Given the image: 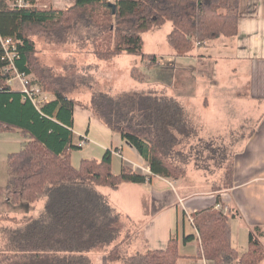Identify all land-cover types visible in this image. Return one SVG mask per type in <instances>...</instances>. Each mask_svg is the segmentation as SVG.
Listing matches in <instances>:
<instances>
[{
	"label": "trees",
	"instance_id": "obj_1",
	"mask_svg": "<svg viewBox=\"0 0 264 264\" xmlns=\"http://www.w3.org/2000/svg\"><path fill=\"white\" fill-rule=\"evenodd\" d=\"M239 1L115 0L114 10L109 0H72L69 9L57 11L36 6L10 9L0 0V35L18 40L17 69L34 75L33 82L55 96L37 107L21 90L14 89L8 83L9 72L4 71L8 62L0 47V130H17L28 137L24 148L8 158V197L14 205L22 200L46 202L36 218L0 213V264H96L102 249H106L102 252L106 264L179 263L183 256L176 238L170 239L165 249L142 251L137 247L138 232L131 225L123 233V214L100 189L142 184L150 176L186 177L190 154L178 146L194 134L191 119L176 98L156 89L118 95L97 91L89 70L125 53L157 62L156 54L143 51V34L160 29L167 21L172 23L166 38L172 52L192 56L196 46L237 34ZM35 37L77 42L80 47L90 44L92 51H85V56L71 55L72 62L58 70L40 59ZM84 59L85 64H79ZM138 72L134 66L132 76L145 80ZM82 86L91 89L88 101L75 96L74 91ZM77 105L90 110L138 150L149 163L150 176L130 165H123L115 174L112 150L101 159H84L75 167L71 156L79 148L72 130ZM223 158L226 161L216 179L210 181L211 191L231 189L235 184L234 161L226 155ZM195 160L196 167L210 168V160ZM221 201L218 196L216 207L192 215L200 255L208 264H262L264 228L251 229L248 250L241 254L233 246L230 219ZM194 238L191 234L183 240L187 243Z\"/></svg>",
	"mask_w": 264,
	"mask_h": 264
},
{
	"label": "crops",
	"instance_id": "obj_2",
	"mask_svg": "<svg viewBox=\"0 0 264 264\" xmlns=\"http://www.w3.org/2000/svg\"><path fill=\"white\" fill-rule=\"evenodd\" d=\"M239 14L235 36L220 37L208 46H196L192 56H177L184 61L185 71L194 65L191 62L200 65V73L196 71L189 78L181 79L182 95L178 100L186 108L197 134L210 130L213 135L221 136L218 141L223 140L224 145L219 146L220 149L225 150L227 160L234 161L235 184L231 189L211 191L209 184L213 179L209 177L192 179L190 184H185L183 178L151 177L149 163L138 150L90 110L80 105L75 109L74 143L78 145L81 138L87 137L84 147L90 145L80 152L79 165L84 159H101L107 150H112L115 174L120 173L123 165H130L136 172L150 176L142 184L125 183L101 191L123 214L126 220L123 233L133 225V230L138 232L136 246L142 251L165 249L170 239H178L183 256L178 264H208L200 255L199 233L191 218L199 209L216 207L218 196L222 200L219 204L226 208L230 219L233 246L241 254L248 250L251 229L264 228V0H240ZM220 47L230 56L229 65H223L225 73L220 72L221 64H217ZM209 60L213 61L214 74L212 65L204 71ZM13 87L21 88L19 83ZM46 93L49 102L55 99L54 94ZM220 125L225 127L218 133L215 127ZM0 132V142H17L20 151L24 148L28 137L22 132ZM240 136L242 138H237ZM234 138L241 142L235 145ZM0 150L8 158L16 153L10 152L8 147ZM71 157L73 165L79 167L74 163L73 154ZM200 185L206 189L197 190L196 186ZM128 191L133 195H126ZM135 193H139L138 198ZM8 196V189L0 192V197L10 203ZM191 234L195 238L185 243L184 237ZM261 239L264 243V230Z\"/></svg>",
	"mask_w": 264,
	"mask_h": 264
},
{
	"label": "rangeland",
	"instance_id": "obj_3",
	"mask_svg": "<svg viewBox=\"0 0 264 264\" xmlns=\"http://www.w3.org/2000/svg\"><path fill=\"white\" fill-rule=\"evenodd\" d=\"M109 1L114 3L115 0ZM71 4L72 0H36L35 2L36 8L39 7L42 9H53L57 11L67 10L70 8ZM171 30L172 23L170 21H167L160 29L156 31H148L143 34V51L150 54H156L157 62L155 63L149 59L142 60V57L140 55L125 53L114 59L100 62L98 68L90 69L89 74L92 79L91 82L93 83V89L110 93L112 95H118L120 93L130 91L148 92L153 91V89H156L158 90L157 93L164 95L166 94L167 96L176 98V100L179 101L178 98L182 95L179 91L181 89V79L189 78L190 76H192L191 73L193 74L196 71L200 73V65L191 62L194 65L189 66L188 70L185 71L183 66L184 61H182L180 57H177L175 54H173L172 50L168 46L166 38L167 35L171 32ZM35 40L38 50H40V59L46 64L54 66L58 70H63L65 63L72 62L71 55L78 56L79 54H83L85 56V51H92V47L90 46V44L85 47H80V45H77V42H69L67 44L58 40L51 42L44 37H35ZM221 42L222 41H220V43ZM220 50L221 54L217 56V64H221L218 66L220 72L225 73L223 65H229L230 56L228 53H225L223 47H220ZM85 62L86 61L84 59L79 64H85ZM211 62L213 63V61L211 60L208 61V64H206L207 66L204 67V71L209 69V66L212 65ZM134 66L139 68L140 74H143V76H145V80L140 81L132 76V69L134 68ZM212 72L213 74L216 73L213 70V65ZM9 74L10 77H12L11 83L13 85L19 83L21 87L19 89H23L26 80H24V78L22 77H17L12 71ZM140 74L138 72L137 75ZM33 77L35 76H28V78L32 81L34 80ZM161 89H163V92L161 91ZM74 92L76 93L75 96L82 100L88 101L90 99L91 89L89 91L86 89V87L84 88L82 86ZM180 104L186 111V108L183 106V104L181 102ZM225 121L226 120L222 121L221 123H224ZM224 127L225 126L222 127L220 125L219 127H215V130L220 133V128ZM194 129V134L188 137V139H185L184 144H182L180 147L178 146V149H185L190 154V157L187 158L186 164L188 172L186 177L183 178V180H185V184H190L189 182H192V179L201 177H209L210 180L216 179V176L219 173L223 162L226 161L223 160L225 159L223 158V150H219V146L224 143L223 140L221 142L218 141L221 136L219 137V135H213L212 131L210 130H206L204 132L201 131L199 135L197 134L198 131L195 127ZM1 134L2 132H0V135ZM222 138L224 139V136H222ZM237 138H242V136ZM237 138H234L235 145L239 141L241 142V140ZM26 139L28 141V138ZM89 143L92 144L91 142ZM19 145L20 144L17 142H0V149H5L8 147L10 152H18L20 151ZM89 146L90 145L86 147L83 146L77 148L72 152L74 156V163L76 166L79 165L78 159L79 155H81L80 152L87 149ZM222 147L224 149V146ZM198 157L210 160V168L206 169L196 167L198 164L195 159ZM9 173L10 168L8 162V155L2 150H0V192H5L6 189H8ZM175 188H177V185H175ZM178 188L181 189L179 186ZM196 188L200 191H204V189H206V187L204 188L203 185L196 186ZM102 190L103 188L100 189V191ZM126 195L132 196L133 192L128 191L126 192ZM135 196L138 198L139 193H135ZM45 204L46 202L43 200L38 201L36 203H29L27 201L22 200L17 205H14L6 201V199H2L0 197V213H6L13 217L19 218H27L30 216L36 218L42 214L45 208ZM122 221V224L124 226L126 224L125 218L122 217ZM104 250L106 249H102L101 254L98 255V257L96 258V264H106L104 256L102 255V252Z\"/></svg>",
	"mask_w": 264,
	"mask_h": 264
},
{
	"label": "built area",
	"instance_id": "obj_4",
	"mask_svg": "<svg viewBox=\"0 0 264 264\" xmlns=\"http://www.w3.org/2000/svg\"><path fill=\"white\" fill-rule=\"evenodd\" d=\"M6 6L10 9H27L32 8L35 6L33 0H4ZM18 40L12 37H2L0 35V47L3 49V59L7 60L8 65L5 67V73H10L11 71L18 77L24 78L26 80L24 88L21 91L25 94V97L30 98L32 102L37 106L40 107L44 103L49 102V96L43 90L42 86L31 84L30 79L28 78L29 75H26L23 72H20L16 65L15 60L16 57L19 56L18 51ZM8 80V83L12 85V77ZM28 79V81H27ZM87 142V137L81 138L79 142V146H84ZM226 210V208H225ZM192 220V219H191Z\"/></svg>",
	"mask_w": 264,
	"mask_h": 264
},
{
	"label": "bare ground",
	"instance_id": "obj_5",
	"mask_svg": "<svg viewBox=\"0 0 264 264\" xmlns=\"http://www.w3.org/2000/svg\"><path fill=\"white\" fill-rule=\"evenodd\" d=\"M33 1H34V3L36 2V0H33ZM30 81H31V84H35L32 80H30ZM35 85H38V84H35ZM11 86L13 87V84Z\"/></svg>",
	"mask_w": 264,
	"mask_h": 264
},
{
	"label": "water",
	"instance_id": "obj_6",
	"mask_svg": "<svg viewBox=\"0 0 264 264\" xmlns=\"http://www.w3.org/2000/svg\"><path fill=\"white\" fill-rule=\"evenodd\" d=\"M110 5L116 10V5L114 3H110Z\"/></svg>",
	"mask_w": 264,
	"mask_h": 264
}]
</instances>
